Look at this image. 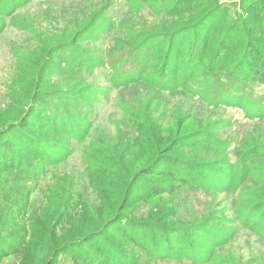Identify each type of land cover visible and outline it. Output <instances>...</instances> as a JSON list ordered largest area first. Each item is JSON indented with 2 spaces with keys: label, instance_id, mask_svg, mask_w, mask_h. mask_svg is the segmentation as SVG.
<instances>
[{
  "label": "rangeland",
  "instance_id": "374dc122",
  "mask_svg": "<svg viewBox=\"0 0 264 264\" xmlns=\"http://www.w3.org/2000/svg\"><path fill=\"white\" fill-rule=\"evenodd\" d=\"M20 1L24 4L6 18V24H10L11 20L14 25H6L0 29V123L2 128L13 121L15 109L20 108L18 105L21 94L29 103L38 99V105L46 108L58 110L61 113L66 111L70 115L81 114L80 117L87 122L88 128L81 129L82 140L63 136L55 131L35 132L28 129L26 133L33 140L61 137L60 139L64 141L61 147L68 151L64 159H57L50 165L35 163L38 162V158L28 153L35 160L31 159L32 165L36 167L32 179L4 164L0 166V251H3L0 253V264H45V261L41 263V260L46 257V254L48 256L52 254V258L55 255L56 258L52 264H89L83 255L81 257L78 255L79 251H83L84 254L90 250L97 251L99 254L104 253L94 244L87 248L76 247L61 252L59 249L67 241L80 239L92 225L93 220L101 219L100 216L109 214L111 210V205L107 201L109 195L100 196L90 184L87 174H84L85 155L96 147H104L105 141L113 139L117 134L132 137V116L124 110L129 105L138 107L140 101L150 105L153 101L156 103L159 100L164 106L163 117L158 121L161 131L165 132L164 135L171 140L178 133L179 135L194 133L204 127L202 124H205V129H211L210 133L216 136L217 141L226 145V150L215 146L204 148L209 149L206 155L201 154L200 151L203 149L195 146H181L180 150L176 151L178 154L173 153V157L190 159L194 163L197 161L221 163L228 160L230 164H233L238 159L244 158L245 149H249L253 143L264 144V119L244 117L240 110L229 107L211 109L205 103L196 102L195 99L183 93L174 95L163 93L160 96L147 93L144 97L143 94L146 92L143 88L135 91V89L124 90L121 87H114L107 77L105 67L99 66L100 60L128 50L131 41L127 38L129 37L127 32H131L132 29L141 33V39L144 35H148L159 41L160 48L155 49V52L161 54L164 52L167 38L175 40L180 34L178 42L182 46L181 51L184 52L190 47L192 39L198 38L199 42L200 39L204 40L201 33L212 25L214 27L210 28L213 31L210 30L209 40L217 44V40L225 37L230 30L229 25L232 21L239 23L240 19L251 16L255 21L247 25L253 32H247V35L249 39H252L250 34L254 36L255 31L259 29V22L255 19L256 14L253 13L252 5L255 4V7L260 8L262 0H199L204 3L194 11L170 17L165 14L167 8L157 10L156 13L143 8L137 11L138 15L126 16V13L133 9L131 4L128 5L129 0ZM179 1L160 0L153 7L157 9L161 3L170 9L172 3L176 4ZM216 12L218 15H215ZM102 15L109 18L113 24L118 23L122 29L116 30L114 26V29L101 32L102 27L105 30V23L102 26L101 22L99 30L96 31L94 28L90 31ZM13 16H16L14 20L11 19ZM206 16L208 18L202 20ZM204 21H206L205 24H203ZM110 22L106 19L107 24ZM242 24L239 23V25ZM79 31H82L80 41L75 42V36ZM184 31L189 32L182 33ZM213 34L216 36L212 39ZM258 34L264 36L262 23ZM43 40L47 42L46 54L49 53L46 57L52 56L49 61L53 65L49 68L44 80L41 76L44 63L40 60L42 66L37 65L38 57L42 55ZM245 41L239 47L240 51L244 52ZM64 43H69L64 50L50 54V48L54 49ZM78 51L83 52L93 61L97 60L98 64L84 67L82 72L78 73L76 60L73 61ZM45 61L48 62V60ZM182 63L183 61L181 66ZM34 78L42 81L41 88L28 86V81ZM74 79H82L84 85L91 86V91L94 89L99 94L92 96L86 102L60 97L56 92L70 88L74 85L72 82ZM74 89L78 90V87ZM256 91L264 94V85L256 87ZM42 95H50L52 98L47 100ZM174 106H180L182 113L186 112V116L189 117L182 129H176L177 126L180 127V123L173 121L174 117L170 115L169 111ZM156 115L157 112H155ZM31 117H34L33 119L38 123H45L38 120L36 114ZM19 139V136L12 133L0 141L1 159L8 151L20 145ZM263 166L264 161L256 162V167ZM195 175H193L194 178L201 183L218 179L219 184L221 180L209 172H204L201 177ZM154 178L162 179L161 176H154ZM244 188L245 185L241 195H238L237 191L242 190L241 187L231 191L227 188L222 190L206 188L205 190L187 185L171 196L165 195L163 201L156 200L155 204L161 203L162 209L164 206L174 208L173 213L176 212L177 216L184 221L199 219L198 217L202 219L205 216L203 214L208 215L207 223L212 227V231H206L208 237L212 242L215 241L213 237L216 235L221 236L220 240L223 239L221 244L217 242L218 246L213 253L215 255L208 261L204 260L206 262L194 263L186 258L177 262L175 258H169L157 260L156 264H214L217 257L227 264H264L263 233L243 226L239 220L241 216L239 205ZM143 191L148 189L144 188ZM131 209L139 216L146 213L147 206L132 205L129 211ZM113 229L117 230L116 226ZM206 233L202 232L203 239L195 237L194 234L176 236L172 245H176L178 250L182 245L190 250H194L199 245L202 247L205 245L209 250L210 244H204L208 242L204 238ZM40 234L44 235L43 238ZM188 236L189 241H184ZM113 239L117 251L125 253L124 255L141 254V248H136L135 244L118 243L122 241L121 236L115 234ZM29 241H32L30 242L32 244L28 243ZM187 249L183 248L180 253L183 251L186 253ZM40 251H44L45 254ZM36 253H41V256Z\"/></svg>",
  "mask_w": 264,
  "mask_h": 264
},
{
  "label": "trees",
  "instance_id": "16d2710c",
  "mask_svg": "<svg viewBox=\"0 0 264 264\" xmlns=\"http://www.w3.org/2000/svg\"><path fill=\"white\" fill-rule=\"evenodd\" d=\"M157 1L160 0H129L128 5L131 4L133 9L128 11L126 16L138 15L137 11L143 8L153 13L167 8L165 14L170 17L194 11L204 3L199 0H180L176 4L172 3L170 9L161 3L156 9L153 6ZM23 4L20 0H0V29L6 25H14L11 20L10 24H6V18ZM253 6V13L256 14L255 19L259 22L260 29L261 23L264 24V0H262L260 8L255 7V4ZM215 15H218V12ZM15 17L13 16L11 19L14 20ZM207 18L206 16L202 20ZM106 19L110 22L109 18L102 15L96 20L90 31L94 28L96 31L99 30L101 22L102 26L105 23V30L102 27L101 32L114 29V26L116 30L122 29L118 23L113 24L111 21L107 24ZM253 21L255 20L251 16L243 20L240 19L239 23H243L242 25H239L238 21H232L229 25L230 30L227 31L225 37L217 40V44L209 40L212 25L201 33L204 40L200 39L199 42L198 38L192 39L190 47L184 52L181 51L182 46L178 42L180 38L178 33L175 40L167 38L162 54L155 52V49L160 48L159 41L148 35H144L141 39V33L132 29L131 32H127V36H129L127 38L131 41L128 50L100 60L99 66L105 67L108 73L107 77L114 87H121L124 90L135 89V91L143 88L146 92L143 94L144 97L147 96V93L158 96L163 93L167 95L183 93L195 99L196 102L205 103L211 109L229 107L237 111L240 110L244 117L264 119V94L256 91V87L264 85V36L258 34V29L253 34L254 36L250 34L252 39L248 38L247 32L253 31L247 24ZM196 30L199 29L196 28ZM81 32L79 31L75 36V42L80 41ZM187 32L189 31L182 33ZM215 36L216 34H213L212 39ZM233 40L235 41L232 42ZM244 40L246 41L243 52V50H239V47L242 46ZM46 45L47 42L43 40L42 55L37 60V65H41L40 60L44 63L43 66L41 65L42 80L49 72V68L53 67L52 62L49 61L52 56L46 57L49 54H46ZM67 45L69 43L48 49L50 54H53L64 50ZM75 60L78 73H81L84 67L98 64L97 60H91L80 51L77 52V57L73 61ZM72 82L74 85L70 88L60 89L61 91L56 93L64 99L84 102L99 94L94 89L91 91V86L84 85L82 79H74ZM28 84V86L39 89L42 86V81L34 78L30 79ZM77 87L78 90L74 89ZM17 95L19 96V94ZM42 96L47 100L52 98L50 95ZM19 98H21L18 105L20 108L15 109L13 121L7 123L8 125L5 127L3 126L4 128L0 123V141L14 133L19 136L20 145L16 149L8 151L2 159L0 158V166L4 164L32 179L36 167L32 165L31 159H34L31 155L38 158V162L35 163L50 165L57 159H64L68 151L61 147L64 142L63 139H60L61 137L33 140L26 133L29 131L28 129L35 130V132L55 131L63 136L82 140L80 133L82 130H86L88 125L80 117L81 114L70 115L66 111L61 113L58 110L46 108L43 105H38V99L29 103L23 99L22 94ZM163 106L159 100L156 103L153 101L150 105L141 101L138 107L129 105L124 110L132 116V137L128 138L126 134H117L113 139L105 141L104 147H96L95 150L87 152L84 174H87L90 184L100 196L109 195L107 201L111 205V210L109 214L100 216L101 219L93 220L92 225L80 239L65 242L59 249L60 252L76 247L87 248L94 244L104 253L99 254L97 251L91 250L85 254L83 251L78 252V255L80 257L83 255L89 264H156L157 260L169 258H175L177 262L186 258L194 263L210 260L215 255L213 253L218 246L217 242L219 241L221 244L223 239L220 240L221 236L217 237L216 235L213 237L215 241L212 242L208 237L206 231H212V227L207 223L208 215L203 214L205 216L202 219L198 217L199 219L184 221L177 216L176 212L173 213L174 208L164 206L162 209L161 203L155 204L156 200L163 201L165 195L171 196L187 185L205 190L227 188L231 191H236L241 187L242 190L237 191L238 195H241L245 185L239 205L241 215L239 220L243 226L256 231L260 230L264 235V166L256 167V162L264 161V144L253 143L249 149H245L244 158L238 159L233 164H230L228 160L221 163H211L210 161L194 163L190 159L173 157L181 146H195L203 149L200 152L202 155H206L209 149L204 148L215 146L223 147L222 149L226 150V145L218 142L216 136L210 133L211 129H205V124H202L204 127L194 133L183 135L178 133L171 140L164 135L165 132L161 131L158 121L163 117ZM179 107H171V111H169L170 115L174 117L173 121L180 123V127L177 126L176 129H182L189 119L186 112L183 114ZM155 112H157L156 116ZM33 114H36L38 120L45 123H38L33 119L34 117H31ZM11 143L13 144V142ZM204 172L213 173L217 178H220L219 184L217 183L218 179L201 183L193 176L197 174L195 176L201 177ZM154 176H161L162 179L157 180ZM144 188H147L148 191H143ZM80 204L82 205V201ZM140 204L147 206L144 215L137 216L132 209L129 211L132 205ZM114 226L117 230L113 229ZM202 232L206 233L204 238L208 242H204V244H210L209 250L205 245L204 247L199 245L194 250L187 249L183 245L178 250L176 245H172L176 236L181 235L194 234L195 237L203 239ZM115 234L122 237V241H118V243L135 244L136 248H141V254L124 255L125 253L117 251L118 249L114 246L116 243L113 241ZM40 235L43 238L44 235ZM188 238L189 236L184 241H189ZM30 242L32 241L28 243ZM183 248L187 249L186 253L184 251L180 253ZM40 252L44 253V251ZM36 254L41 256V253ZM55 258V255L52 258V254L49 256L46 254L41 263L45 261V264H52ZM214 264L227 263L220 261L217 257Z\"/></svg>",
  "mask_w": 264,
  "mask_h": 264
}]
</instances>
